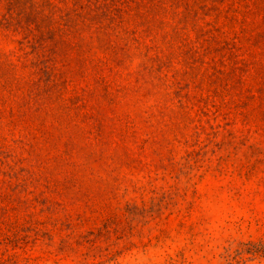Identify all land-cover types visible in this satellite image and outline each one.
Listing matches in <instances>:
<instances>
[{"label":"rangeland","instance_id":"1","mask_svg":"<svg viewBox=\"0 0 264 264\" xmlns=\"http://www.w3.org/2000/svg\"><path fill=\"white\" fill-rule=\"evenodd\" d=\"M0 264H264V0H0Z\"/></svg>","mask_w":264,"mask_h":264}]
</instances>
